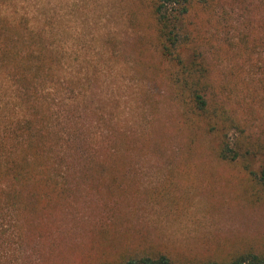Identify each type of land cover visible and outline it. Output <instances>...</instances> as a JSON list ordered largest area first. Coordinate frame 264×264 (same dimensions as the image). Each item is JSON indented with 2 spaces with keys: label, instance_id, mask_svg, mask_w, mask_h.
<instances>
[{
  "label": "trees",
  "instance_id": "16d2710c",
  "mask_svg": "<svg viewBox=\"0 0 264 264\" xmlns=\"http://www.w3.org/2000/svg\"><path fill=\"white\" fill-rule=\"evenodd\" d=\"M128 1L131 7L124 16L136 39L133 61L144 66L150 81L167 84L178 107L173 124L182 121L206 135L214 158L239 170L248 202L264 204V117L254 113L264 103V37L249 40V34L226 20L220 11L225 0ZM141 12L148 18L144 34L139 33ZM203 18L214 29L213 37H208ZM97 30L106 35L107 44L118 43L112 31ZM77 31L46 0H0V218L13 222L11 231L0 223V243L13 253L25 242L54 238L57 210L74 209L84 190L112 192L123 174L122 168H114L128 156L118 136L93 143L80 120L92 98L79 89V71L71 69L69 76L66 70L73 49L68 39L76 40ZM220 52L232 63L226 65ZM145 53L156 60H144ZM235 55L248 60L249 67L241 59L235 62ZM226 66H234L232 71L237 67L238 80L221 72ZM241 72L248 82L241 84ZM84 79L93 80L88 74ZM239 90L243 100L237 99ZM243 105L249 109L239 110ZM83 182L87 186L80 191ZM6 209L36 211L42 217L28 215L25 223ZM172 253L140 237L92 264H264V251L251 246L201 258ZM7 258L0 256V264H7Z\"/></svg>",
  "mask_w": 264,
  "mask_h": 264
},
{
  "label": "rangeland",
  "instance_id": "374dc122",
  "mask_svg": "<svg viewBox=\"0 0 264 264\" xmlns=\"http://www.w3.org/2000/svg\"><path fill=\"white\" fill-rule=\"evenodd\" d=\"M46 3L59 8L78 30L76 40L68 39L73 49H69L66 70L69 76L71 69L79 71V89L92 98L90 109L82 108L80 118L87 136L95 138L93 143L106 140L108 135L118 136L119 147L128 156L122 164L114 165L115 171L122 168L123 174L119 178L115 172L117 188L112 192L103 188L88 193L85 182L80 184V191H84L76 207L56 211L54 238L32 245L25 242V246L17 245L14 253L0 243V256L8 257L6 263L92 264L112 257L140 237L174 255L198 258L225 255L242 246L264 251V204L248 202L239 170L214 158L206 135L193 132L182 121L180 126L173 124L171 117L178 107L169 97L167 84L164 80L150 81L144 66L133 61L131 45L136 39L124 16L131 2ZM220 11L236 29L249 34V40L264 37V0H225ZM147 19L141 12L140 34L148 31ZM202 21L207 28L206 19ZM96 27L103 33L112 31L118 43L107 44L106 35L101 37ZM210 28L208 37H213L214 29ZM261 48L264 54V46ZM220 54L226 65L232 63L228 54ZM153 57V53H145L144 60H156ZM240 59L235 55V62ZM241 60L247 68L248 60ZM233 68L226 66L221 71L229 73L231 81L239 79L240 71ZM87 74L93 78L91 82L84 79ZM245 75L241 84L247 81ZM237 99H244L241 90ZM241 101H236L237 105ZM261 104L254 112L258 118L264 117ZM244 105L239 110L249 109ZM7 211L25 223L28 215L38 220L42 217L36 211ZM0 223L8 227L13 222L0 218Z\"/></svg>",
  "mask_w": 264,
  "mask_h": 264
}]
</instances>
